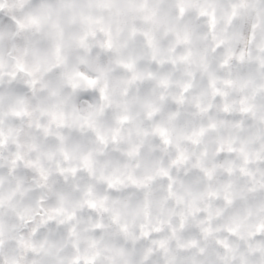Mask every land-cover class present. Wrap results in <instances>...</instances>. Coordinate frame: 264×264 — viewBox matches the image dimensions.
<instances>
[{
  "label": "clouds",
  "instance_id": "1",
  "mask_svg": "<svg viewBox=\"0 0 264 264\" xmlns=\"http://www.w3.org/2000/svg\"><path fill=\"white\" fill-rule=\"evenodd\" d=\"M0 264H264V0H0Z\"/></svg>",
  "mask_w": 264,
  "mask_h": 264
}]
</instances>
